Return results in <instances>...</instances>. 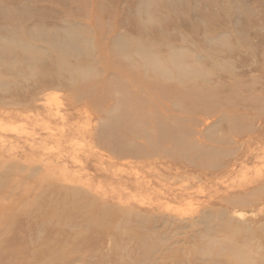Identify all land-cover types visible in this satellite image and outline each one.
Listing matches in <instances>:
<instances>
[{
	"label": "rangeland",
	"instance_id": "1",
	"mask_svg": "<svg viewBox=\"0 0 264 264\" xmlns=\"http://www.w3.org/2000/svg\"><path fill=\"white\" fill-rule=\"evenodd\" d=\"M0 4L16 22L0 29V41L8 29H41L42 64L60 62L54 54L66 45L65 26L92 45L77 43L81 53L69 64L86 65L89 75L69 87L62 79L40 86L18 60L17 79L0 73V264H228L234 249L243 264H264V204H255L264 199V0ZM134 36L159 39V71L112 53L115 37ZM178 49L199 57L189 62L210 73L206 83L178 82L168 57ZM140 78L148 86L133 89ZM120 87L133 99L159 101V111L143 109L124 123L136 146L139 136L148 139L144 157L103 142L101 135L120 137L124 128L115 132ZM201 95L210 97L208 118L189 104L204 103ZM64 200L78 206L59 212L107 214L103 228L81 214L62 226L34 216L21 228L11 223L34 204Z\"/></svg>",
	"mask_w": 264,
	"mask_h": 264
},
{
	"label": "bare ground",
	"instance_id": "2",
	"mask_svg": "<svg viewBox=\"0 0 264 264\" xmlns=\"http://www.w3.org/2000/svg\"><path fill=\"white\" fill-rule=\"evenodd\" d=\"M146 4H147V2L143 3L141 5V7L139 6L141 12H145V13L148 12V8L146 7ZM0 7H1V4H0ZM3 8H1L2 11L0 10V19L5 20V23L2 26L0 25V29L4 26L14 28L16 22L14 20H10L9 16H7V11L3 10ZM25 18H23V19H25ZM57 27L59 28V26H57ZM35 28H37V27H35ZM61 28H63V27H61ZM63 29H64L63 31L65 32V36L67 39L66 45L64 48H61V50H57L54 54L57 57H59L60 62L59 63L51 62L47 65L42 64V60H44V58H45V51L43 50L41 44H43L44 42H47V40H46L47 36L44 33H41V31H42L41 29L38 30V28H37V33H39V34L33 33L34 31L29 32V30L17 29L16 30L17 32H13L10 29H8L7 34H5L2 38V39H4V41H0V60L3 62V63H0V73L1 74H9L10 72L15 73L13 70L15 69V66L17 64H19V62L18 63L16 62V60H18V61L22 62L23 65L25 64V62H27L25 64V68L29 71L27 73L28 76L29 75L35 76V74H36V76H35V78L37 77L36 81L42 87L50 85V83H53L54 81L60 82L61 81L60 79H62L64 81V84L69 87L70 85L72 86L74 84V80H81V79L85 78V76H87V74L89 75L87 66L82 65V64L70 65L69 60L71 59L72 56L76 57V56L80 55L81 52H80L79 47H78L79 45L77 46V43H79V42H84L83 44H84L85 50L90 51V49H92V45L90 43V40H89V38H86L83 34H81L79 31H75L70 26L69 27L65 26V28H63ZM46 34H48V33L46 32ZM131 35H133V34L131 33ZM136 36H137V34H136ZM158 48H159V39H156V41L153 42V41H151L147 38H143L141 36L140 38L137 37L135 40L128 41V39L126 40L124 38L115 37V40L113 41V44H112V53L114 55H118L120 59L122 58V60L123 59H130V62H132L133 61L132 59H134V60H137L142 66L149 64L150 66H153L155 68V71H159L160 59H159ZM228 52H230V51H228ZM168 55H169L168 57H169L171 64L174 66L173 68H175L176 77L178 75V77H177L179 79V81L177 80L178 82H180V80L183 81L184 77L189 76L190 83L192 80L194 82L198 79H200V80L202 79L201 81L206 83V80H208L206 78L208 76H210V73H203L201 70L199 71V70L195 69L192 66V64L189 62V61L192 62L193 58L199 59L198 56L195 57V55H189V53H187V51H184L183 49L169 50ZM186 60H188V61H186ZM103 61H105V60H103ZM33 62L37 65L33 64ZM193 62H195V60ZM130 64L131 63H129V65ZM125 65L126 66H124V67L128 68V70H129V68L131 69L133 66V65L127 66V64H125ZM136 65H138V64H136ZM114 68L116 69V67H114ZM196 68H198V67L196 66ZM165 72L166 71L163 69L162 73L164 74ZM18 74L16 72L15 74H13L14 75L13 77L17 79V77L19 76ZM53 74L54 75L55 74L56 75L62 74V75H59L61 78H59V77L53 78ZM110 74H112V73H110ZM165 75H167V74H165ZM141 76H142V74H141ZM129 77H127L125 79H128ZM142 77L144 78V75ZM123 78H124V76H123ZM137 78H138V76H137ZM196 78H198V79H196ZM144 81H145V78H144ZM144 81L142 80V78H140L139 81H136V80L133 81L132 82L133 83V86H132L133 89L136 88L138 90L139 87L144 88L145 86H148V84H146V85L144 84ZM186 83H188L187 80H186ZM129 84H130V82H129ZM195 84L196 83H194V85H192V86H195ZM56 85H58V84H56ZM192 86L190 85V87H188V88L184 87L185 89H187L186 92H188V89L189 88L191 89ZM119 89H120V91H119L120 97L119 98L116 96L114 97L116 100L117 108H121V111H120L121 113L117 116V118H115V120L117 121V126L115 128V132L120 133L121 128L124 127L125 121L128 120L130 117H133L134 115H136V112H141L143 109H149V111L154 109V111H153V113H154L155 111L157 112L160 110L159 109V101H157V100L152 101L149 98L148 99L149 101L147 100L144 102V101L140 100V98L138 99V97L136 99H133L126 94L127 93L126 87H124V88L120 87ZM144 90H145V88H144ZM134 93H136V92H134ZM154 94H156V93H154ZM182 95H183V93H181L180 96H182ZM191 95H192V93H191ZM177 96L180 98L179 94ZM188 100L191 102V103H189L191 108L204 110L205 113H203V115L206 116V112H209V109L211 107L210 106V97L203 95L202 100L205 101L204 103H203V101H201V98L200 99L194 98L192 100H190V99H188ZM183 103H184V101H183ZM182 109H185V108L182 107ZM206 118H208V116H206ZM203 122H204V120H203ZM129 130H131V129L124 127L122 129V132L124 135H122V132H121L120 137L115 136V135H113V136L111 135V136H107V137H105L103 135H101V136L103 138H106L103 142L107 143L108 146L110 148H113L115 152L119 151V152L129 153L130 155H135L137 157H144L146 154L151 153V150L149 151L145 148V143L148 141V139L145 136H139V138H140L139 140H141L142 143L140 144L141 146L140 145L136 146V144H134V142H136V141L133 140L134 138H132L133 136L131 133L133 130L131 132ZM98 136L100 137V135H98ZM142 144H144V146H142ZM114 151H113V153H114ZM263 200L264 199L256 200L255 201L256 206H260V205L264 204ZM71 202H66L64 200V201H61L60 203H56V206H55V204H53L52 202H49V201H46V202L44 201L42 206H40L39 204H34L32 214H28V215L22 214L20 217H18V219H17V217H15V219H13V221L11 223L12 224L16 223L15 226L18 224L19 228H21V227L25 226L26 223H28V221L30 220V216L31 217L34 216L37 219H39V221H41V223L45 227L49 226L50 222H55L57 225L62 226L65 224L69 225L72 221H75V217L77 216V214H81V216L85 218V221L87 222V224L92 225L91 228L98 229V230H101V228H103L102 226L105 222V219L107 218V216H106L107 214H105V213L99 214L98 215L99 217H98V216H95L93 211H91V210L85 211V212L83 211V212H79V213H75V214H69L68 212L66 213V212H59L58 211L60 207L66 208L67 204L69 206V204ZM70 206L77 207L78 204L74 201L70 204ZM45 208H48V209H45ZM20 219H22L21 222L17 223L18 221H20ZM235 229L236 228L234 227V231H235ZM59 231L56 232L57 235L60 233ZM62 232H61V234H62ZM263 234L264 233L262 232V235ZM263 237H264V235H263ZM240 251L241 250H236V249H234V251L233 250L230 251L229 259L227 260L228 264H243L242 258L240 256L242 254L240 253ZM238 252L240 255L238 254ZM58 254L62 255V256H64V255L68 256L69 255V253L64 252L63 249H60ZM33 256H34V258H37L39 256V254H37V256H35V253H34Z\"/></svg>",
	"mask_w": 264,
	"mask_h": 264
}]
</instances>
